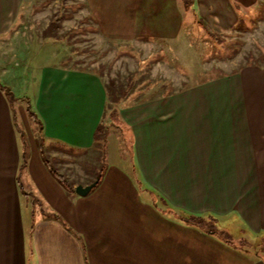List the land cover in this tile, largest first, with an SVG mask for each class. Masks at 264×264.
<instances>
[{
	"label": "crops",
	"instance_id": "0c3cea01",
	"mask_svg": "<svg viewBox=\"0 0 264 264\" xmlns=\"http://www.w3.org/2000/svg\"><path fill=\"white\" fill-rule=\"evenodd\" d=\"M26 2L0 0V264H264L240 247L264 237V62L217 69L123 107L118 123L131 137L135 168L106 165L81 196L52 173L42 149L57 164H74L97 142L98 127L111 124L108 92L94 72L45 65L26 98L27 119L1 84L18 76L10 68L17 53L7 46L16 36L8 34ZM178 2L78 1L104 38L148 44L179 39ZM195 2L199 24L220 32L237 26L230 0Z\"/></svg>",
	"mask_w": 264,
	"mask_h": 264
},
{
	"label": "rangeland",
	"instance_id": "374dc122",
	"mask_svg": "<svg viewBox=\"0 0 264 264\" xmlns=\"http://www.w3.org/2000/svg\"><path fill=\"white\" fill-rule=\"evenodd\" d=\"M78 1L28 0L24 4L8 34V38L16 37L7 45L9 52L17 53L10 68L18 76L11 85L1 82L12 102L25 107L26 98L37 90L40 68L45 65L67 66L100 76L108 92L104 119L111 124L99 133L94 146L81 156L78 150H71L79 157L68 165L57 164L61 160L51 151L49 154L45 146L42 149L51 169L70 184H90L109 164L133 171L132 140L130 135H122L118 123L123 107L204 81L217 69L233 71L246 64L262 63L264 57V0H230L239 22L227 32L199 24L195 0H179L182 33L176 43L166 44L106 39L90 22L87 11L80 10ZM15 30L18 32L14 34ZM6 57L8 62L10 56ZM142 196L152 199L147 192L142 191ZM238 230L233 227L229 233L235 241L241 240ZM248 240L250 244L244 247L264 256V237L253 235Z\"/></svg>",
	"mask_w": 264,
	"mask_h": 264
},
{
	"label": "trees",
	"instance_id": "16d2710c",
	"mask_svg": "<svg viewBox=\"0 0 264 264\" xmlns=\"http://www.w3.org/2000/svg\"><path fill=\"white\" fill-rule=\"evenodd\" d=\"M62 18H60L59 20H61ZM264 62V57H263V59H262V63ZM25 111L26 112H28L29 113V115L30 116H32L33 114L31 113V109H30V107H29V102L27 101V104H26V106H25ZM104 127H105V124L103 125H100V127H98V132H97V137H98V135H99V133L104 129ZM51 171H52V173L63 183V185L69 190V191H72V192H75V188H74V186L72 185V184H70L68 181H66L64 178H63V176L61 175V174H59L56 170H52L51 169ZM101 178V175L99 176V177H96V179L95 180H98V182H97V184L100 182V179ZM94 180V181H95ZM200 218V217H199ZM223 238H224V240L226 241V242H228V243H233V240H232V238L230 237V235H226V236H223ZM239 243V245H241L240 244V242H238ZM245 244H248V242H246ZM240 247H244V245H242V246H240Z\"/></svg>",
	"mask_w": 264,
	"mask_h": 264
},
{
	"label": "water",
	"instance_id": "95a60500",
	"mask_svg": "<svg viewBox=\"0 0 264 264\" xmlns=\"http://www.w3.org/2000/svg\"><path fill=\"white\" fill-rule=\"evenodd\" d=\"M98 180L83 186V185H78L76 187V193L81 195V196H86L97 184Z\"/></svg>",
	"mask_w": 264,
	"mask_h": 264
}]
</instances>
